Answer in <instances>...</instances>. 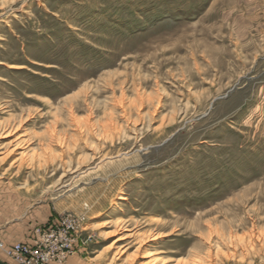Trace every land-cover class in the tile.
<instances>
[{"label": "rangeland", "instance_id": "obj_1", "mask_svg": "<svg viewBox=\"0 0 264 264\" xmlns=\"http://www.w3.org/2000/svg\"><path fill=\"white\" fill-rule=\"evenodd\" d=\"M57 222L55 264H264V0H0V245Z\"/></svg>", "mask_w": 264, "mask_h": 264}, {"label": "built area", "instance_id": "obj_2", "mask_svg": "<svg viewBox=\"0 0 264 264\" xmlns=\"http://www.w3.org/2000/svg\"><path fill=\"white\" fill-rule=\"evenodd\" d=\"M72 220L71 218L66 220L71 228L74 227ZM56 225L54 230L42 234L41 244L35 249L25 243H16L10 247L0 245V247L21 264H55L63 261L73 252L74 239L65 229H58V222Z\"/></svg>", "mask_w": 264, "mask_h": 264}, {"label": "crops", "instance_id": "obj_3", "mask_svg": "<svg viewBox=\"0 0 264 264\" xmlns=\"http://www.w3.org/2000/svg\"><path fill=\"white\" fill-rule=\"evenodd\" d=\"M78 260H79L78 256L75 255V256H72L69 259V261L65 264H77ZM0 263L1 264H19L18 262L7 257L1 249H0Z\"/></svg>", "mask_w": 264, "mask_h": 264}]
</instances>
